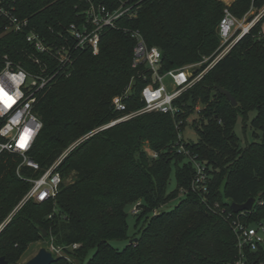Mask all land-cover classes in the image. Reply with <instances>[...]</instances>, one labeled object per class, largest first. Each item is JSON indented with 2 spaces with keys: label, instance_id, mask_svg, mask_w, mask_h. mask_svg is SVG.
Here are the masks:
<instances>
[{
  "label": "trees",
  "instance_id": "obj_1",
  "mask_svg": "<svg viewBox=\"0 0 264 264\" xmlns=\"http://www.w3.org/2000/svg\"><path fill=\"white\" fill-rule=\"evenodd\" d=\"M18 15L30 16L42 34L77 20L78 9L70 0H12ZM110 2L116 0H108ZM137 14L124 18L119 28L105 30L98 55L78 53L70 76H58L36 105L43 127L31 156L43 169L51 165L73 141L118 116L112 99L121 94L136 74L132 68L134 39L123 28L140 30L149 45L163 53V68L171 69L210 59L193 71L196 77L220 50L217 26L226 4L222 0H131ZM118 4V3H117ZM264 0H235L232 12L243 17L251 5ZM0 18V56L25 60L19 55L24 34L3 33ZM264 18L252 31L216 61L177 102L181 128L202 107L191 125L196 142L185 141L191 155L207 168V191L194 189L193 162L175 148L176 120L169 114L151 112L120 122L93 134L62 162L64 179L54 202L25 203L0 231V256L17 264L36 240L53 238L56 245L79 243L67 250L74 262L57 257L52 264H224L237 257L235 234L219 211L234 212L231 203L255 197L245 220L264 221ZM144 81L136 80L127 100L128 111L140 108ZM228 89L237 100L230 103L218 87ZM249 125L253 140L241 143L236 133L239 117ZM157 152L149 155L144 144ZM21 157L0 156V224L23 199L31 183L17 174ZM175 166L177 186L169 189ZM21 174L38 176L27 167ZM224 187V190H223ZM140 202L136 234L129 238L130 205ZM219 204V206L217 205ZM155 210H159L154 214ZM52 216L50 217V215ZM234 215V213H233ZM236 216V215H235ZM46 232L47 234L45 235ZM129 239L123 248L111 242ZM251 264L264 261V247L249 251Z\"/></svg>",
  "mask_w": 264,
  "mask_h": 264
},
{
  "label": "built area",
  "instance_id": "obj_2",
  "mask_svg": "<svg viewBox=\"0 0 264 264\" xmlns=\"http://www.w3.org/2000/svg\"><path fill=\"white\" fill-rule=\"evenodd\" d=\"M72 1L75 2V8L78 9L77 20L67 25L59 23L57 27L50 26L47 34H42L33 25L32 17L18 15L15 2L0 0V18L5 21L3 33L24 34V46L20 48L19 55L25 60V64L12 58L9 54L0 56V90L11 97L13 101L9 107L4 104L3 99H0V109L7 108L6 114L0 117V128H5L6 125L11 127L7 136H0V145L12 144L16 148L15 151L5 148L0 151V156L6 153L19 155L21 157V163L18 166L19 176L31 183V187L21 200L20 206L30 200L35 202L53 201L54 211L57 210L56 199L64 184L60 166L69 152L80 143L77 141L72 144L65 153H62L51 165L43 169L40 163L31 156V151L43 127L36 105L58 76L71 75L79 52L90 51L93 55H98L105 30L119 28L122 19L132 18L137 14L138 3L131 0L113 2L108 0ZM231 4L226 3L217 26L221 51L211 65L221 59L235 43L249 34L264 18V6L258 8L252 4L243 17H238L232 12ZM123 30L128 32L135 41L132 68L136 74L131 78L125 90L112 99L113 110L118 113V116L90 132L87 137L141 114L151 112L169 114L176 120L178 129V140L175 148L179 153L185 154L193 162L196 169L192 186L196 190L207 191L209 178L206 165L199 161L196 156L191 155L186 148L185 129L181 128L184 122L180 118L182 108L177 103L182 95L191 89L201 77H193L190 66L164 69L163 53L158 46L149 45L140 30H131L125 27ZM138 79L145 82L140 90V100L143 105L128 111L127 100L135 81ZM201 110L202 107L198 105L194 115L198 116ZM186 122L187 125L191 124V115ZM29 129L32 135L29 136L27 146L21 149L19 139L23 136L22 130ZM5 130L8 129L5 128ZM24 167L40 175H22L21 169ZM139 205L140 202H137L133 206V213L139 212ZM217 205L219 206V204ZM158 212L159 210H155L154 214ZM247 212L249 210L239 213L233 212V215L232 212H227L225 209L219 211L220 215L227 219L231 225L238 250L236 259L224 264H251L248 252L257 251L264 247V221L256 223L246 221ZM79 247V243L56 245L53 238H49L46 248L55 258L61 256L69 262H74L67 250H76ZM260 264H264V261Z\"/></svg>",
  "mask_w": 264,
  "mask_h": 264
},
{
  "label": "rangeland",
  "instance_id": "obj_3",
  "mask_svg": "<svg viewBox=\"0 0 264 264\" xmlns=\"http://www.w3.org/2000/svg\"><path fill=\"white\" fill-rule=\"evenodd\" d=\"M225 4L227 2L229 3H233L235 1L233 0H222ZM221 45V44H220ZM220 48V47H219ZM223 50V49H222ZM221 51V50H220ZM230 51V50H229ZM228 51V52H229ZM227 52V53H228ZM226 53V54H227ZM210 59V57H205L204 60L200 63H194V64H188L186 66H190V69H191V72L193 73L194 70L197 69V67H201L205 62H207L208 60ZM213 65H208L207 67H205L203 69V71H201V73L197 76H204L207 72H209V70L212 68ZM255 115V112L252 111L248 114V121H247V126L244 127V123H243V118L242 117H239L238 120H237V124H236V133L240 136V138L242 139V144L244 145L246 142H251L253 140V133H254V130L250 127L249 125V122L250 120L254 117ZM196 116L193 115L191 116V121L193 120V118H195ZM108 123V122H107ZM106 124V123H104ZM104 124L98 126V127H95L94 129L90 130L89 132L83 134L82 136H80L79 138H77L75 141H73L69 146H67V148L63 151V153H65L72 144H74L75 142L77 141H80V143L77 145L79 146L81 143H83L85 140H87L89 137H87V135L92 132V131H95L96 129L100 128L101 126H103ZM102 131V130H101ZM100 131H97L95 133H98ZM94 133V134H95ZM184 137L186 139V141L188 142H196L197 139H198V133L196 131V129L191 125V124H188L187 127L185 128L184 130ZM76 146V147H77ZM75 147V148H76ZM73 148L69 154L75 149ZM144 148L146 150V152L151 155V156H155V154H157V152H155L151 147H150V144L148 141L145 142L144 144ZM68 154V155H69ZM66 159V158H65ZM64 159V160H65ZM20 164V163H19ZM73 177L72 175H70L69 177H66L64 179V184L65 186L69 185L71 182H73ZM177 186V183H176V173H175V166H173V171H172V174H171V180H170V185H169V189L170 190H173L174 188H176ZM223 190H224V187H223ZM21 202V201H20ZM20 202L7 214V216L5 217V219L3 220V222L0 224V228H4L8 222H10L14 216L19 212V210L22 208V206H20ZM133 206L134 205H130L128 206L127 208V212H128V235H129V238L133 237L135 234H136V217L133 215L132 213V210H133ZM10 220V221H9ZM1 229V230H2ZM0 230V231H1ZM129 243V239H125V240H118V241H112L111 244L114 246V247H117L119 249H123L127 244ZM48 246V240L44 239V238H41L39 240H36L35 242L31 243L29 245V247L22 253L19 261L17 264H26L31 258H33L37 253L38 251L40 250V248L42 247H47ZM94 253V250L92 249L88 256L84 259V261L81 263V264H87L88 262V259L92 256V254Z\"/></svg>",
  "mask_w": 264,
  "mask_h": 264
},
{
  "label": "water",
  "instance_id": "obj_4",
  "mask_svg": "<svg viewBox=\"0 0 264 264\" xmlns=\"http://www.w3.org/2000/svg\"><path fill=\"white\" fill-rule=\"evenodd\" d=\"M218 90L227 97V99L230 101L232 105L234 106L237 105L236 98L228 89L219 86ZM255 202H256V198L251 197L245 203L242 204L236 202L231 203V208L235 213H239L245 210H252ZM44 233L45 235L47 234L46 232ZM55 260L56 258L53 256V254L46 247H42L40 248L38 253L33 258H31L26 264H52ZM0 264H10V263L5 256H0Z\"/></svg>",
  "mask_w": 264,
  "mask_h": 264
},
{
  "label": "clouds",
  "instance_id": "obj_5",
  "mask_svg": "<svg viewBox=\"0 0 264 264\" xmlns=\"http://www.w3.org/2000/svg\"><path fill=\"white\" fill-rule=\"evenodd\" d=\"M21 75H23V74H21ZM0 99H3L5 105L7 103H11V100L9 99V97L0 95ZM6 111H7V108L0 109V117L4 116L6 114ZM5 128H7L8 130L6 131ZM5 128H0V136H7L9 134V132L11 131L10 125H6ZM22 131H23V136H22V138L19 139V144L23 143L25 140L28 139L29 136L32 135V132L30 129L29 130H22ZM5 148L10 150V151L16 150V148L13 147L12 144L0 145V151L4 150ZM20 148L23 149L22 147H20ZM17 174L19 175V169L17 170ZM37 199H39V197H37Z\"/></svg>",
  "mask_w": 264,
  "mask_h": 264
},
{
  "label": "snow or ice",
  "instance_id": "obj_6",
  "mask_svg": "<svg viewBox=\"0 0 264 264\" xmlns=\"http://www.w3.org/2000/svg\"><path fill=\"white\" fill-rule=\"evenodd\" d=\"M0 95L9 97V96H7L6 93H3L2 90H0ZM9 99L11 100V103H7L6 106H9L10 107L11 104L13 103V101H12V98L11 97H9ZM28 139H29V137H28ZM28 139L25 140L23 143H20L19 146L22 147V148L26 147L27 146Z\"/></svg>",
  "mask_w": 264,
  "mask_h": 264
},
{
  "label": "crops",
  "instance_id": "obj_7",
  "mask_svg": "<svg viewBox=\"0 0 264 264\" xmlns=\"http://www.w3.org/2000/svg\"><path fill=\"white\" fill-rule=\"evenodd\" d=\"M263 30H264V26H263Z\"/></svg>",
  "mask_w": 264,
  "mask_h": 264
}]
</instances>
